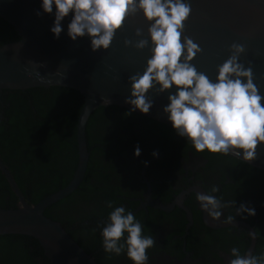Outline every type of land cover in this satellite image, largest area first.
<instances>
[{"label":"flooded vegetation","instance_id":"1","mask_svg":"<svg viewBox=\"0 0 264 264\" xmlns=\"http://www.w3.org/2000/svg\"><path fill=\"white\" fill-rule=\"evenodd\" d=\"M57 90L63 91L37 87L0 92V208L19 205L6 173L30 203L28 189L19 186L14 173L38 169L33 156L40 144L48 150L44 164L54 165L66 184L77 168L80 102L68 91L52 103ZM85 131L84 177L72 193L46 210L97 264H134L126 252L117 256L104 251L101 232L112 211L108 201L131 211L143 234L154 236L147 264H229L233 247L244 254L252 245L253 255L264 253V171L229 154L198 153L174 129L119 107L108 117H93ZM35 135L38 142L32 145L28 139ZM213 185L220 188L214 193L217 198L235 200L237 208L245 204L256 215L244 213L233 224H224L227 215H235V209L228 208L221 221H212L196 193L206 194ZM250 231H257V239L249 238ZM0 264L56 263L29 236L0 235Z\"/></svg>","mask_w":264,"mask_h":264},{"label":"water","instance_id":"2","mask_svg":"<svg viewBox=\"0 0 264 264\" xmlns=\"http://www.w3.org/2000/svg\"><path fill=\"white\" fill-rule=\"evenodd\" d=\"M190 4L192 13L183 35L202 49L193 65L216 82L218 66L230 56L231 45L243 44L246 52L240 62L245 67L251 63L254 83L264 97V0H190ZM55 12L53 5L52 14L44 13L42 0H0V18L17 36L13 41L0 44V92L37 87H63L77 92L82 101L76 120L78 164L65 186L33 204L24 200L6 173L19 198V205L0 208V235H23L37 240L56 264H97L59 222L45 214V210L72 193L81 183L88 160L85 127L95 110L116 106L174 129L163 109L170 103L169 95L175 94L177 89L173 86L169 92L159 95L155 89L150 91L148 99L153 101V107L148 114L133 111L125 102L131 96L129 77L138 72L143 74L151 57L150 24L142 12L134 19L129 18L108 51L101 49L98 52L92 51L90 37L78 38L74 42L68 36V25L74 13L62 21L63 32L57 39L51 32ZM137 28L142 29L144 38L149 40V48L143 51L124 45L125 39L137 40ZM102 98L110 103L105 104ZM229 155L264 171V144L258 146L256 158L249 162L243 160L242 153L240 156ZM252 248L253 245L250 252Z\"/></svg>","mask_w":264,"mask_h":264},{"label":"clouds","instance_id":"3","mask_svg":"<svg viewBox=\"0 0 264 264\" xmlns=\"http://www.w3.org/2000/svg\"><path fill=\"white\" fill-rule=\"evenodd\" d=\"M53 5L54 36L59 39L62 21L74 13L68 36L74 42L90 37L93 52L108 51L129 18L134 19L142 12L150 24L151 47L139 28L135 32L137 40L125 39L124 45L137 51L149 48L151 57L143 74L138 72L129 77L131 96L125 102L133 111L148 114L153 107L148 93L155 89L158 95L163 94L175 86L177 91L169 95L170 103L163 111L177 134L187 138L196 152L236 156L242 153L246 162L256 158L258 146L264 144V97L254 83L251 63L245 67L240 62L246 47L240 43L231 45L230 56L218 66L216 82L199 72L192 62L202 54V49L183 35L192 13L190 0H42L43 12L52 14ZM36 75L39 77V73ZM102 99L105 104L110 103ZM140 154L137 147L135 155ZM219 191V186L213 185L206 194L196 193L202 211L212 221H221L223 210L228 208H234L235 215H227L224 224H233L244 213L256 215L255 209L245 204L237 208L235 200L224 202L222 197L217 198L214 193ZM106 206L112 211L101 232L104 251L117 256L126 252L134 264H147V250L156 244L154 236L144 235L141 222L125 207H114L112 201L106 202ZM248 236L255 240L258 233L250 231ZM231 257L229 264H264V253L241 254L237 247L231 249Z\"/></svg>","mask_w":264,"mask_h":264},{"label":"trees","instance_id":"4","mask_svg":"<svg viewBox=\"0 0 264 264\" xmlns=\"http://www.w3.org/2000/svg\"><path fill=\"white\" fill-rule=\"evenodd\" d=\"M1 30H4V34L0 32V44H4L17 39V36L13 31L12 27L7 22H5L0 18V31ZM62 90L63 91H58V93L56 92V94L54 93L53 100L51 99L52 103L56 104L57 101L59 100V96L60 97L65 96L68 91H72L73 93L72 92L71 93L73 97L75 96V98L79 100L81 106V102H82L81 96L77 92L63 87ZM75 100L76 99H74V101ZM113 108L115 109L116 106L100 107L97 110H95L87 121L88 126H89V121H91L93 117L97 115L99 116L104 115L105 117L110 116L111 111L114 110ZM33 134H36L35 130ZM28 140H30V144L32 145H35L38 142V140L36 139V135L29 138ZM14 149H15L14 151L16 150L18 151L17 144L14 146ZM34 151H35V156L33 157H35V160H37V163L39 165L38 169L33 170L32 172L14 173L15 178H17L18 180L19 186L23 188L25 185L26 189H28V193L26 196L30 198V203L32 204L37 202L46 194L51 193L57 190L58 188H60L57 187L60 181L62 182V186L65 185L67 182L66 179L62 178L60 174L56 171L54 165H49L46 167V164H44L45 160L43 154H47L48 150L44 147L43 144H40ZM45 214L47 216L49 215L48 210H45Z\"/></svg>","mask_w":264,"mask_h":264}]
</instances>
